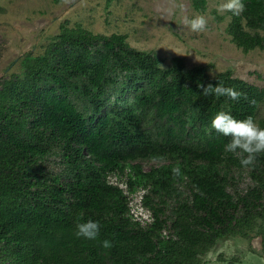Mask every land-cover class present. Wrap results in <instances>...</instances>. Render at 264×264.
I'll return each instance as SVG.
<instances>
[{
  "label": "trees",
  "instance_id": "obj_1",
  "mask_svg": "<svg viewBox=\"0 0 264 264\" xmlns=\"http://www.w3.org/2000/svg\"><path fill=\"white\" fill-rule=\"evenodd\" d=\"M242 2L227 32L246 53L264 50V0ZM161 64L125 35L63 27L0 79V264H202L219 242L250 233L264 254V153L244 167L211 128L221 110L264 127V89L181 59ZM218 82L247 99L202 94ZM149 161L161 164L146 172ZM236 174L247 189L234 188ZM139 190L149 223L130 213ZM88 219L101 225L95 240L75 235Z\"/></svg>",
  "mask_w": 264,
  "mask_h": 264
},
{
  "label": "rangeland",
  "instance_id": "obj_2",
  "mask_svg": "<svg viewBox=\"0 0 264 264\" xmlns=\"http://www.w3.org/2000/svg\"><path fill=\"white\" fill-rule=\"evenodd\" d=\"M206 1V10L197 11L193 0H0V79L20 73V62L27 54L42 55L63 27L80 26L94 34L125 35L136 50L155 53L162 68L181 59L187 69L204 67L212 78L230 71L264 89V50L246 53L239 48L227 32L230 12L218 11L225 0ZM198 14L208 24L205 31L194 33L182 20L185 15ZM263 117L264 107L259 115ZM56 159L51 160L53 166ZM142 164L147 172L161 163ZM250 184L246 174H236L234 188L245 190ZM231 259H238V264H264L255 233L219 242L202 264H223L220 261Z\"/></svg>",
  "mask_w": 264,
  "mask_h": 264
},
{
  "label": "clouds",
  "instance_id": "obj_3",
  "mask_svg": "<svg viewBox=\"0 0 264 264\" xmlns=\"http://www.w3.org/2000/svg\"><path fill=\"white\" fill-rule=\"evenodd\" d=\"M244 8L245 5L242 0H225L220 4L218 11H227L239 15ZM182 23L192 32L199 33L206 30L208 21L204 15L198 14L192 17L185 15ZM199 87L204 96L215 95L217 98L226 96L234 101H239L242 96L247 99L246 94L237 91L234 87H226L222 82H218L215 86L209 83L206 87L200 84ZM250 103L255 105L256 101L253 99ZM211 128L230 137V141L225 145L224 150L236 155L244 167L253 165L257 155L264 153V127H260L251 115L244 119H236L230 113L221 110L212 119ZM100 227V223L92 219L78 220L75 225V235L78 238L95 240L99 237ZM102 246L110 248L112 246L111 241L104 240Z\"/></svg>",
  "mask_w": 264,
  "mask_h": 264
},
{
  "label": "built area",
  "instance_id": "obj_4",
  "mask_svg": "<svg viewBox=\"0 0 264 264\" xmlns=\"http://www.w3.org/2000/svg\"><path fill=\"white\" fill-rule=\"evenodd\" d=\"M114 183V182H113ZM115 184V183H114ZM123 189H127V186L122 184ZM145 191H138V193L130 195V213L133 216L134 220L137 222H151L153 220L151 212L143 206ZM127 195L128 192H127ZM145 216V218H144Z\"/></svg>",
  "mask_w": 264,
  "mask_h": 264
}]
</instances>
